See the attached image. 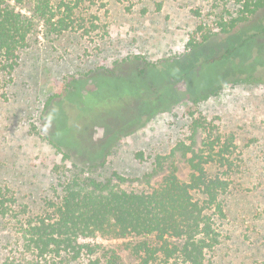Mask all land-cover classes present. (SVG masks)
Segmentation results:
<instances>
[{"label":"rangeland","instance_id":"rangeland-1","mask_svg":"<svg viewBox=\"0 0 264 264\" xmlns=\"http://www.w3.org/2000/svg\"><path fill=\"white\" fill-rule=\"evenodd\" d=\"M62 1L54 3L58 17L67 13L65 6L59 7ZM64 2L74 10V28L55 35L37 20L28 46L18 51L17 64L0 71V191L12 198L13 210L4 220L8 228L1 226L0 217V264L9 256L23 263L25 255L31 256L25 248L22 254L12 236H20L25 219L54 209L63 193L64 174L70 175L75 164L85 169L86 177L100 181L114 173L142 177L156 155L169 154L177 142L188 139L195 119L216 125L224 142L232 143L230 163L207 165L210 174L229 177L231 183L223 195L226 218L217 219L221 242L207 253L205 264H264V33L224 55L255 34L259 20L264 25V8L261 19L251 15L193 48L187 46L193 37L202 41L196 33L199 25L208 31L222 17L231 24L240 0ZM30 6L27 2L16 8L31 17ZM147 62L158 68L150 71ZM105 73L109 77L90 80ZM252 75L262 81L249 79ZM139 78L143 81L137 82ZM132 79L137 84L133 89ZM81 80L86 81L84 88ZM146 83L159 91L173 87L187 97L169 111L139 118L128 96L132 89L142 98ZM214 87H219L217 94L194 101ZM100 120L107 126L98 125ZM118 129L133 132L115 138ZM83 161L101 164L90 168ZM180 164L179 176L189 182L192 170L186 161ZM162 179L118 183L116 188L142 191ZM131 240L80 238L102 246L96 254L102 264L113 254L122 264H139V254L125 245ZM96 256L63 263L88 264ZM150 264L183 263L160 256Z\"/></svg>","mask_w":264,"mask_h":264},{"label":"trees","instance_id":"trees-1","mask_svg":"<svg viewBox=\"0 0 264 264\" xmlns=\"http://www.w3.org/2000/svg\"><path fill=\"white\" fill-rule=\"evenodd\" d=\"M9 1H13L14 5ZM27 2L31 4V17L16 8L17 5L24 6ZM55 2L56 0H0V71L13 69L17 64L18 51L28 46V39L37 28V20L43 22L47 30L55 35L74 28L73 8L63 0L59 7L65 6L67 13L58 17ZM239 5L240 9L235 18H232L231 24L222 17L217 22V27H210L208 31H205L204 25H199L196 33L201 34L202 41L193 37L187 46L195 48L221 32H229L231 27L249 21L251 15L259 16L264 8V0H240ZM256 29L255 34L228 49L224 55L230 56L234 50L244 47L257 35L261 37L264 33L262 21L259 20ZM261 50L264 55V50ZM135 58L140 60V56ZM147 66L152 67L150 71L158 68L150 62H147ZM105 70L111 73V70ZM143 73L145 70L139 75L142 77ZM103 76L109 77L105 73L94 75L90 80ZM248 78L262 81L255 75ZM139 80L143 81L139 78L137 82ZM131 81L133 89L134 83L135 87L137 84L135 80ZM85 83L86 81L81 80L78 84L84 88ZM145 86L146 93L142 98L134 94L132 89L128 96L129 104L137 106L139 118L140 115H145L149 119L157 112L169 111L187 97L186 92L179 93L173 87L171 90L159 91L155 84L146 83ZM218 90L219 87H214L210 91H204L194 101L206 100L217 94ZM98 123L107 126L105 120ZM133 123L131 120V124ZM78 129L81 130L82 126ZM117 131L115 138L129 135L133 129ZM190 133L188 139L177 142L169 154L156 155L151 170L142 177L130 179L114 173L113 177L100 181L94 177H86L85 169L75 164V170L70 175L64 174L63 193L60 201L53 204L54 209L39 217L25 219L18 231L20 236L16 231L19 237L12 236L13 243L15 240L22 247V254L25 248L31 251V256L25 255L24 263L17 262L15 258L10 259L9 256L3 264H49L50 260L58 258L57 262L53 260V264H56L63 263L67 258L69 262H75L83 255L96 256L102 246L82 243L80 238L98 236L133 238L125 245L139 254L142 260L139 264H150L160 256L167 261L181 260L183 264H205L207 253L213 251L221 242L217 219L226 218L223 195L231 183L229 177L210 174L207 165L225 166L230 163L228 155L231 153L232 143L228 140L224 142L218 127L209 124L206 119L193 120ZM52 142L56 144L53 140ZM72 145L77 146L78 142ZM182 160L192 170L189 182L183 181L179 176ZM82 164L95 168L101 163L83 161ZM160 176L163 179L158 185L147 190L128 191L116 188L118 183L135 180L150 184ZM10 200L12 198L0 191L3 228H8L4 220L13 215ZM110 258L112 260L107 261L108 264H122L116 254ZM102 261V257L96 256L88 264H102Z\"/></svg>","mask_w":264,"mask_h":264}]
</instances>
